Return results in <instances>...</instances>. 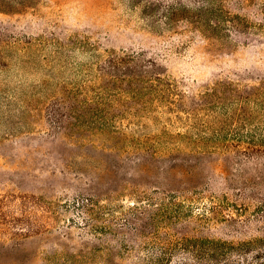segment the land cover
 I'll return each mask as SVG.
<instances>
[{"label": "rangeland", "instance_id": "rangeland-1", "mask_svg": "<svg viewBox=\"0 0 264 264\" xmlns=\"http://www.w3.org/2000/svg\"><path fill=\"white\" fill-rule=\"evenodd\" d=\"M263 1L0 0V264H264V152L190 145L206 122L157 96L64 122L94 50L144 52L188 103L259 83ZM220 7L233 18L214 28Z\"/></svg>", "mask_w": 264, "mask_h": 264}, {"label": "trees", "instance_id": "trees-1", "mask_svg": "<svg viewBox=\"0 0 264 264\" xmlns=\"http://www.w3.org/2000/svg\"><path fill=\"white\" fill-rule=\"evenodd\" d=\"M262 8L264 10V1ZM199 17L204 16L197 14V20L201 21ZM208 17L214 28H220L226 17L227 21L233 18L223 7L212 9ZM94 51L96 62L87 64L81 78L76 77L64 91V122L92 129L95 126L90 122H115L114 116L147 109L140 106L157 96V102L164 101V107L170 113L175 112L178 121L206 122L201 130L210 136L203 134L189 140L188 135H184L190 145L202 150L220 147L217 150L225 152L237 147L247 153L264 152V79L253 85L221 79L198 99L191 98L188 103L186 95L178 98L173 84L167 82L169 76L162 74V66L154 59L146 58L144 52ZM148 92L152 94L147 96ZM117 99L118 105L130 107L129 110L117 111L113 104ZM130 104L135 105L128 106ZM206 240L211 245L217 241Z\"/></svg>", "mask_w": 264, "mask_h": 264}]
</instances>
